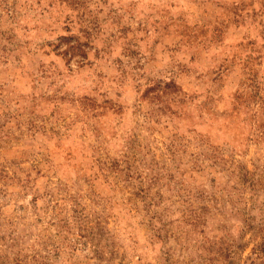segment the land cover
Wrapping results in <instances>:
<instances>
[{
	"label": "rangeland",
	"instance_id": "374dc122",
	"mask_svg": "<svg viewBox=\"0 0 264 264\" xmlns=\"http://www.w3.org/2000/svg\"><path fill=\"white\" fill-rule=\"evenodd\" d=\"M0 264H264V0H0Z\"/></svg>",
	"mask_w": 264,
	"mask_h": 264
}]
</instances>
